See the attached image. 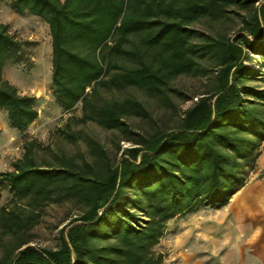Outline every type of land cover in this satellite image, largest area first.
<instances>
[{"label": "trees", "instance_id": "trees-1", "mask_svg": "<svg viewBox=\"0 0 264 264\" xmlns=\"http://www.w3.org/2000/svg\"><path fill=\"white\" fill-rule=\"evenodd\" d=\"M18 15L48 25L50 87L68 121L118 130L130 143L112 154L80 131L59 129L88 158L54 153L35 138L0 171V264H167L156 249L169 221L228 203L254 170L264 144V0H0ZM244 11V13H239ZM240 16L233 33L204 32L201 19ZM0 23V110L23 133L37 119L34 95L2 77L7 62L25 63V45ZM180 75L208 78L204 92L172 130L132 131L130 116L150 113L133 96L101 90L137 89L170 104ZM48 150L52 160L39 159ZM74 202L78 211L54 248L32 244L39 210Z\"/></svg>", "mask_w": 264, "mask_h": 264}, {"label": "rangeland", "instance_id": "rangeland-1", "mask_svg": "<svg viewBox=\"0 0 264 264\" xmlns=\"http://www.w3.org/2000/svg\"><path fill=\"white\" fill-rule=\"evenodd\" d=\"M261 3L258 0L257 5ZM239 13H244L240 11ZM0 23L9 25L10 32L19 40L28 42L25 50L28 59L25 63L7 62L3 68L2 77L15 85L19 92L34 95L37 101L38 117L26 129L20 133L7 124L5 112L0 110V171L10 169V163L22 153V141L27 138L37 139L43 147L50 149L59 155L74 156L77 160L88 158V147L84 138L72 143L62 138L59 129L80 131L83 137H90L105 146L112 154H118L117 145L121 148L130 143L118 130H106L94 122L85 124L68 121L70 117H78L81 114L80 105L70 112H64L56 103L51 87V41L48 25L33 15H18L10 7L8 2H0ZM240 26V16L230 13L229 18L221 21L201 19L194 24L196 29L204 32L224 31L233 34ZM264 84V82H258ZM169 85L180 91V95L169 93L170 104H165L157 98L148 97L137 89L123 91L101 90L105 97L133 96L140 100L150 113L149 119L130 116L125 122L132 131L146 132L154 129L172 130L178 123L183 111L188 108L200 93L204 92L208 85V78L202 76L180 75L170 80ZM39 159L52 160V153L41 150ZM10 196L5 189L0 190V204L9 200ZM37 223L32 229V244L40 248H54L59 241V231L78 211L77 205L72 201L61 204L50 203L39 210ZM175 218L169 221L166 234L156 245V249L166 254L167 264H171L170 246L164 244V237L168 240L177 234L180 228V220Z\"/></svg>", "mask_w": 264, "mask_h": 264}, {"label": "crops", "instance_id": "crops-1", "mask_svg": "<svg viewBox=\"0 0 264 264\" xmlns=\"http://www.w3.org/2000/svg\"><path fill=\"white\" fill-rule=\"evenodd\" d=\"M164 244L171 264H264V144L245 185L221 207L180 220Z\"/></svg>", "mask_w": 264, "mask_h": 264}]
</instances>
